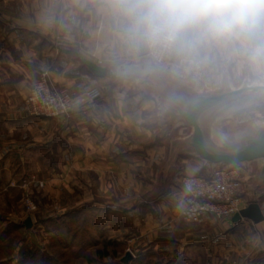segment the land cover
<instances>
[{
    "label": "crops",
    "instance_id": "obj_1",
    "mask_svg": "<svg viewBox=\"0 0 264 264\" xmlns=\"http://www.w3.org/2000/svg\"><path fill=\"white\" fill-rule=\"evenodd\" d=\"M132 2L0 0V179L13 180L21 170L41 178L72 173V189L86 188L87 207L104 212L105 227L119 233L135 228L140 240L162 245L157 250L167 257L173 254L170 260L197 256V264H229V258L264 264V220L215 221L205 215L194 225L179 217L180 176L203 173L207 163L179 149L190 133L167 138L186 124L172 121L155 91L264 85V51L252 59L244 37L217 39L192 28L175 48V55L201 63L203 85L192 84L174 67L154 65L146 56L144 42L129 31L125 8ZM42 70L75 94L64 117H31L24 110ZM90 89L98 91L93 99L86 96ZM94 193L101 203L90 197ZM243 197L245 207L250 201ZM250 229L257 233L254 244L246 240Z\"/></svg>",
    "mask_w": 264,
    "mask_h": 264
},
{
    "label": "rangeland",
    "instance_id": "obj_2",
    "mask_svg": "<svg viewBox=\"0 0 264 264\" xmlns=\"http://www.w3.org/2000/svg\"><path fill=\"white\" fill-rule=\"evenodd\" d=\"M239 81L241 78L233 81L234 86L238 85ZM257 127H264V102L245 100L228 108L223 115L216 118L212 125V136L217 143L234 142ZM188 133H191L190 126L178 125L167 138ZM261 162L260 159L246 162L241 164V168L244 172V193L247 201L259 199L264 214V186L261 188L257 186ZM17 168L16 164L14 166L11 164V170L17 172ZM51 168L52 165L49 164L44 171L49 173ZM25 171L27 170H21L18 177L13 180L7 177L0 179V259L4 258L1 264H18V253L31 247L32 257H24L21 264H179L180 261L184 264H197L199 262L197 256L186 258L184 261L177 258L170 260L174 258L173 254L167 257L162 250H157L162 245L150 246L147 241L140 240L135 228L128 227L119 233L113 225L110 228L105 227L104 212L101 210L92 212L87 207L91 201L85 193L86 188L78 185L79 188L72 189L74 178L71 177L74 174L70 173V177L60 173L55 177L41 178L33 170L27 175ZM90 197L94 202L102 201L96 193ZM65 213L67 217L61 216ZM27 218H30L28 227L25 224ZM46 218H51L50 220L53 221H44ZM211 219L221 221L224 218L211 216ZM53 234L55 237L52 236ZM246 235H249L246 240L251 244L258 240L257 233L251 229ZM108 238L114 241L107 244ZM243 239L245 241V238ZM105 250L108 256L101 257L100 254ZM127 252L131 254V259L125 262L123 257ZM46 257H50L51 260ZM210 257L213 259L212 253ZM228 263L244 264L230 258Z\"/></svg>",
    "mask_w": 264,
    "mask_h": 264
},
{
    "label": "built area",
    "instance_id": "obj_3",
    "mask_svg": "<svg viewBox=\"0 0 264 264\" xmlns=\"http://www.w3.org/2000/svg\"><path fill=\"white\" fill-rule=\"evenodd\" d=\"M176 42L171 46H148L145 54L157 66H172L192 84L203 85V72L199 60L185 54L175 55ZM98 95L90 89V99ZM74 92L60 88L51 80L48 70L39 72L24 99L28 116L59 118L72 108ZM243 164V163H241ZM241 164H208L203 173L183 174L179 178L181 207L179 217L185 222L196 221L208 215L230 218L243 207L244 172Z\"/></svg>",
    "mask_w": 264,
    "mask_h": 264
},
{
    "label": "water",
    "instance_id": "obj_4",
    "mask_svg": "<svg viewBox=\"0 0 264 264\" xmlns=\"http://www.w3.org/2000/svg\"><path fill=\"white\" fill-rule=\"evenodd\" d=\"M155 91L172 121L182 122L191 127L190 135L182 141L179 149L191 152L208 164L236 165L260 159L258 187L264 186V127L241 136L237 141L217 143L212 136V125L224 110L245 100L264 101V85L243 84L236 88L223 86L214 90H168L156 88ZM232 221L248 219L254 223L264 220L257 199L250 201L232 216ZM28 227L30 218L25 220ZM131 259L127 252L123 261Z\"/></svg>",
    "mask_w": 264,
    "mask_h": 264
},
{
    "label": "clouds",
    "instance_id": "obj_5",
    "mask_svg": "<svg viewBox=\"0 0 264 264\" xmlns=\"http://www.w3.org/2000/svg\"><path fill=\"white\" fill-rule=\"evenodd\" d=\"M129 31L148 46H171L192 28L212 37L249 40L252 59L264 51V0H134Z\"/></svg>",
    "mask_w": 264,
    "mask_h": 264
},
{
    "label": "trees",
    "instance_id": "obj_6",
    "mask_svg": "<svg viewBox=\"0 0 264 264\" xmlns=\"http://www.w3.org/2000/svg\"><path fill=\"white\" fill-rule=\"evenodd\" d=\"M61 216H63V217H67V213H65V214H63V215H61ZM69 216V215H68ZM58 218H60V217H58ZM51 219V218H50ZM49 218H46L44 221H48V222H50V221H53V220H50ZM53 219V218H52ZM64 219V218H63ZM41 221H43V220H41ZM53 237H55V235L53 234L52 235ZM114 241V239H111V238H108L107 239V244L110 242H113ZM115 243V242H114ZM106 247H107V245H106ZM106 249V248H105ZM31 250H33L32 249V247L31 248H28V249H26V250H24V251H20L19 253H18V258H17V262H18V264H21L22 263V261H23V259H24V257H32V255H33V252L31 251ZM104 251V250H103ZM102 251V254H100V256L101 257H105V256H108V253H106V250H105V252H103ZM48 260H51V258L49 257H46ZM2 259H4V258H2ZM2 259H0V264H1V261H3ZM46 260V259H45Z\"/></svg>",
    "mask_w": 264,
    "mask_h": 264
}]
</instances>
